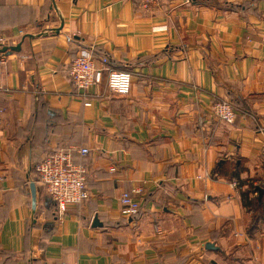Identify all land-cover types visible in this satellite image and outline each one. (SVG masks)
I'll return each mask as SVG.
<instances>
[{
    "label": "crops",
    "instance_id": "obj_1",
    "mask_svg": "<svg viewBox=\"0 0 264 264\" xmlns=\"http://www.w3.org/2000/svg\"><path fill=\"white\" fill-rule=\"evenodd\" d=\"M0 41L21 43L0 53V264H264V0H0ZM83 50L102 74L87 92ZM57 147L89 149L90 197L65 211L35 175Z\"/></svg>",
    "mask_w": 264,
    "mask_h": 264
},
{
    "label": "built area",
    "instance_id": "obj_2",
    "mask_svg": "<svg viewBox=\"0 0 264 264\" xmlns=\"http://www.w3.org/2000/svg\"><path fill=\"white\" fill-rule=\"evenodd\" d=\"M189 1V0H187ZM0 41V47L3 46ZM102 62L107 71V87L110 92L118 95H127L131 92L133 82L132 72L125 69L108 67V59L104 57ZM69 74L76 88L89 90L101 79V69L94 62L92 51L83 50L73 57L69 66ZM90 106L91 101L84 102ZM210 109L213 115L224 123L231 124L236 119V110L232 102L226 99L215 100ZM264 133V126L261 127ZM81 154L76 158L73 150L63 147L54 148L48 152L42 160L35 165L36 180L45 187L48 196L55 202L58 211L65 209L72 204H81L89 199L90 194L87 188V168L83 162V155L89 153L87 147L77 149ZM111 170H115L112 167ZM121 212L125 216H135L140 210V202L135 196L125 191L120 198Z\"/></svg>",
    "mask_w": 264,
    "mask_h": 264
},
{
    "label": "water",
    "instance_id": "obj_3",
    "mask_svg": "<svg viewBox=\"0 0 264 264\" xmlns=\"http://www.w3.org/2000/svg\"><path fill=\"white\" fill-rule=\"evenodd\" d=\"M60 28H56V31H59ZM30 37H32V35H29ZM21 49V43H18L17 45H3L0 47V53H4V54H10L12 51H18ZM31 186V193H32V209L33 211H35L36 209V201H37V197H36V186L35 183L32 181L30 183ZM263 193L262 190H260V194ZM100 223L98 221V217L96 216L94 219V225ZM207 247H214V243L208 242L206 244Z\"/></svg>",
    "mask_w": 264,
    "mask_h": 264
},
{
    "label": "trees",
    "instance_id": "obj_4",
    "mask_svg": "<svg viewBox=\"0 0 264 264\" xmlns=\"http://www.w3.org/2000/svg\"><path fill=\"white\" fill-rule=\"evenodd\" d=\"M255 185H252L251 184V188L250 190H246L245 192L243 191L242 193V197L244 198V200L246 199V205L250 207V209H253L254 211H257L258 210V202L257 200H255L254 198L249 200L248 198V192L251 191L252 189H255ZM249 189V188H248ZM258 213L255 215L257 217Z\"/></svg>",
    "mask_w": 264,
    "mask_h": 264
}]
</instances>
